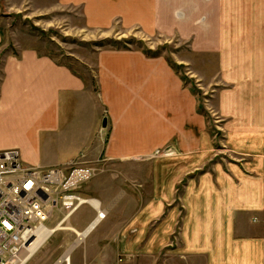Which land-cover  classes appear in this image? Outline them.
Returning a JSON list of instances; mask_svg holds the SVG:
<instances>
[{"label":"crops","instance_id":"0c3cea01","mask_svg":"<svg viewBox=\"0 0 264 264\" xmlns=\"http://www.w3.org/2000/svg\"><path fill=\"white\" fill-rule=\"evenodd\" d=\"M198 1L59 3L80 4L91 26L118 23L179 41H186L192 27L193 42L194 34L208 33L209 52L221 60L227 85L216 99L224 119L222 151L192 86L166 57L139 50L101 53L98 96L70 68L33 50L7 57L0 85V150L19 148L26 163L41 167L69 161L84 149L119 161L147 156L152 160L145 163L146 205L139 211L145 223L129 213L128 234L138 233L141 225L153 235L150 245L167 249L170 236L178 234L189 264H264V0ZM105 118L108 141L102 147L94 141ZM159 148L165 153L155 158ZM81 191L107 211L87 239L103 222L108 226L109 211H117L119 203L137 202L126 192L107 198L89 183ZM91 209L92 218L78 229L94 220ZM121 212L119 206L116 216Z\"/></svg>","mask_w":264,"mask_h":264},{"label":"rangeland","instance_id":"374dc122","mask_svg":"<svg viewBox=\"0 0 264 264\" xmlns=\"http://www.w3.org/2000/svg\"><path fill=\"white\" fill-rule=\"evenodd\" d=\"M186 31V41H179L175 37L170 40L161 33L148 34L142 28H127L118 23L107 28L91 26L80 4L64 5L59 0H0V85L7 57L19 58L26 50H33L41 57H49L67 66L97 96L98 58L101 53L139 50L149 56H164L173 68H177L183 81L192 86L199 100V109L207 120L208 130L215 134L216 144L222 151L224 144L220 139L224 119L221 118L216 99L219 89L227 85L222 78L221 60L212 57L209 52L212 43L208 42V33L199 37L194 34L193 42V28L189 27ZM190 32L191 36H188ZM101 125L98 126L94 142L98 144L100 141L103 147L108 141V119L106 128ZM163 149L156 150L153 156L162 157L165 153ZM86 150H80L69 161L64 160L56 165H91L96 175L88 182L89 185L93 184L94 188L99 186L107 198L113 197L114 193L124 195L126 192L134 196L137 202L119 203L117 211L119 206L120 212L124 207L119 216H116L117 211H109L108 226L107 222H103L96 232L107 227L106 231L100 233L98 242L90 240L95 232L90 239L71 251V264H189L181 255L184 251L178 244V234L170 236L172 245L167 249L161 244L158 247L150 245L153 235L145 233L147 229H141V225L138 233H127L130 231L129 213H138L136 217L139 222L145 223L146 216L139 211L146 205L145 163L152 159L141 156L135 160L119 161L103 153L93 156ZM92 211L90 206L82 208L72 219L74 227H84L92 218ZM60 216L61 212L56 211L48 225L53 226ZM157 233H160V229ZM158 239L160 242V234ZM73 240L74 236L68 231L57 232L27 264H56L72 246ZM195 263L199 264L200 260Z\"/></svg>","mask_w":264,"mask_h":264},{"label":"built area","instance_id":"2783aa9c","mask_svg":"<svg viewBox=\"0 0 264 264\" xmlns=\"http://www.w3.org/2000/svg\"><path fill=\"white\" fill-rule=\"evenodd\" d=\"M95 175L91 165L30 166L19 148L0 150V264H26L41 247L32 251L42 234L68 231L81 246L107 217L97 199L81 191ZM85 206L94 209V220L83 230L69 226ZM56 211L61 216L49 226Z\"/></svg>","mask_w":264,"mask_h":264},{"label":"bare ground","instance_id":"6f19581e","mask_svg":"<svg viewBox=\"0 0 264 264\" xmlns=\"http://www.w3.org/2000/svg\"><path fill=\"white\" fill-rule=\"evenodd\" d=\"M97 203H100L101 204V206H102V203H101V201L100 200H97L96 201ZM69 226H72V227H74V225L73 224H69ZM76 227V226H75ZM74 227V228H75ZM75 229H77V230H80V229H78L77 227L75 228ZM52 234L50 233V234H45V235H40L39 236V239H38V242H37V244H36V246H35V248H33V250L32 251H34L35 249H36V247H39V246H41L40 248H39V250L47 243V241H49L50 240V238L54 235H52ZM51 236V237H50ZM49 237V238H48ZM78 246H80V245H78V244H75V243H72V246L71 247H69V251L67 250V253L64 255V256H62L59 260H58V262L56 263V264H62L63 262H66V260L69 258V256H70V254H72L71 253V251H73L75 248H77ZM39 250H37L36 251V253L39 251ZM35 253V254H36ZM35 254H33L29 259H28V261L33 257V256H35ZM27 261V262H28ZM27 262H26V264H27ZM71 264V263H70Z\"/></svg>","mask_w":264,"mask_h":264},{"label":"water","instance_id":"95a60500","mask_svg":"<svg viewBox=\"0 0 264 264\" xmlns=\"http://www.w3.org/2000/svg\"><path fill=\"white\" fill-rule=\"evenodd\" d=\"M102 126H103L104 128L107 127V118L104 119Z\"/></svg>","mask_w":264,"mask_h":264}]
</instances>
